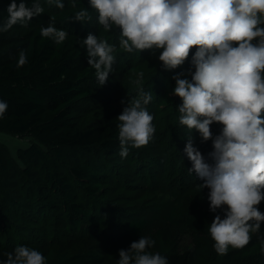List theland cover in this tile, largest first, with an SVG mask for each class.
<instances>
[{
    "label": "trees",
    "instance_id": "obj_1",
    "mask_svg": "<svg viewBox=\"0 0 264 264\" xmlns=\"http://www.w3.org/2000/svg\"><path fill=\"white\" fill-rule=\"evenodd\" d=\"M41 2L43 4V0ZM63 2V10L54 4H43L45 12L33 17L27 26L17 24L8 32L0 33V99L8 104L6 113L0 118V130L13 135L29 134L37 142L18 149V157L26 163L21 167L0 141V261L6 260V254L14 252L16 247L28 246L40 251L46 264H117L118 260L104 257L102 251L79 243L85 238L80 230L82 219L99 229L96 221L100 220H88L92 217L88 214V205L92 198L102 197L106 189H112V183L116 182H109L111 174L113 179L120 178V170L112 169L114 164L110 156L121 151L116 117L102 116L85 125L74 119V109L90 97L99 83L95 70L87 63L86 48L81 47L80 40L91 32L116 45V61L107 82L118 100L137 95L138 85L134 81L140 71L144 72L139 87L152 92V101L145 107L154 116L156 141L170 147L180 143L171 151L169 171L185 168L187 157L183 149L190 135L208 163H212L208 156L213 150L212 142L201 143L198 132L190 133L179 124L177 108L182 101L173 94V76L191 67L190 57L184 65L166 70L158 59L159 50L123 52L118 44L119 29L113 27L105 32L89 0ZM9 3L10 0H0V20L7 19ZM27 3L30 7L32 0ZM84 8L89 10L91 20L82 24L72 19L76 11ZM50 16L56 17L57 29L68 33L62 44L40 35L41 27L48 26ZM21 49L26 51L28 63L17 68ZM211 130L214 135L218 134L220 125L214 123ZM137 151L130 148L126 158L120 156L117 168L130 175L128 181L142 180L147 184L151 179L150 184H154V171L138 160ZM194 181L200 192L199 184L203 181L199 178ZM115 187L124 205L122 208H126L123 211H127L124 212L126 231L120 240L127 249L132 242L145 236L156 242L149 251L160 252L168 258L169 264H264L261 253L264 222L260 230L252 234L246 247H230L228 253L221 256L215 252L207 230L216 215L210 211L207 195H195L191 206L183 209L177 204L185 196L170 192L172 200L166 202L170 196H166L162 187L139 196L132 194L135 191L127 183L121 186L116 183ZM146 198L154 199V203L162 207L163 211L154 216L166 224L149 227L152 222L147 217L148 212L136 210L137 203ZM220 214L223 217V213ZM54 223L66 230L65 243L73 241L71 245L62 246L61 235L52 234ZM29 228L38 229V234L26 231ZM185 231L193 238L187 245L180 242L181 232Z\"/></svg>",
    "mask_w": 264,
    "mask_h": 264
},
{
    "label": "clouds",
    "instance_id": "obj_2",
    "mask_svg": "<svg viewBox=\"0 0 264 264\" xmlns=\"http://www.w3.org/2000/svg\"><path fill=\"white\" fill-rule=\"evenodd\" d=\"M98 14V23L105 32L119 29V49L126 53L159 50L158 59L166 70L185 64L191 67L173 76V94L182 103L178 106L179 124L190 133H199L201 143L211 140L205 160L187 138L183 153L191 162L189 173L203 181L214 219L207 227L217 254L223 256L229 248L243 249L260 230L264 212V0H89ZM63 10V0H43ZM41 0H10L7 19L0 20V33L13 26H27L33 17L45 12ZM75 7V4H73ZM41 27L43 38L62 44L68 33L57 29L56 17L50 16ZM75 21L91 20L88 9L76 11ZM86 48L87 63L103 86L116 61L117 47L106 39L88 33L80 40ZM194 49V53H193ZM28 63L24 49L18 52L17 68ZM137 95L122 100L118 139L121 158L129 149L147 147L156 127L154 116L146 109L152 92L139 87L144 72L137 74ZM184 77V78H182ZM187 77H190L187 78ZM8 109L0 99V118ZM220 125L214 135L211 126ZM220 213H223V217ZM155 240L141 236L129 249H121L117 264H169L160 252H151ZM264 254V243L261 246ZM0 264H46L45 256L28 246H18L6 254Z\"/></svg>",
    "mask_w": 264,
    "mask_h": 264
},
{
    "label": "rangeland",
    "instance_id": "obj_3",
    "mask_svg": "<svg viewBox=\"0 0 264 264\" xmlns=\"http://www.w3.org/2000/svg\"><path fill=\"white\" fill-rule=\"evenodd\" d=\"M118 99L116 98V92L112 89L109 82H106L103 86L98 83L90 97L85 100L83 104H79L77 106L78 108L74 109V119L77 123L85 125L92 123L102 116L105 117L106 115L109 118L112 116L117 118L122 112L123 107L126 106V104H122ZM124 101H126V99ZM0 141L8 147L10 153L13 155L19 166H26L25 161L18 157V149L36 142L32 136L29 134L13 135L0 130ZM39 145L45 149L43 145ZM179 146L180 143L176 142L175 147ZM175 147H170V145L161 146L159 142L156 141L154 136L153 140L147 147H142L136 152L138 160L141 161V163L144 162L146 167H150L154 171L152 179L154 184H150L151 179L147 182V184L142 180L129 179L128 181L130 175L122 171V169L117 168L119 166L117 162L120 158V151H117L116 154L118 155L110 156V158L114 164L112 169L120 170V178L113 179L114 175L111 174L109 182L113 180L120 186L123 185V183H127L130 186V189L133 188L132 190L135 191L132 194L138 196L148 190L151 192L162 187V190H165L166 196H170V199L166 200V202L172 200L171 198L173 196L170 195V192H176L179 195L185 196V199H180L177 206L183 209L189 208L195 195L196 197H200L202 194L207 195L209 190L204 188L198 192L197 188H195V183L193 182H195L194 179L198 177H196L195 173H189L188 169L192 167V164L188 158L185 161V163H187L185 168H181L176 171H169L168 165L171 161V151L172 149L175 150ZM158 181L159 183H156ZM116 183H112V189H110V191H107L106 189L104 193H102V197L96 196L90 200L88 205V214L92 217L88 218V220H93L95 218L96 220H100L96 221V223L98 222L99 229L96 226L91 225L90 221L82 219V228L80 230L82 234H84L85 238L79 242L84 247L102 251L104 253V257L112 260L119 259L118 253L121 249L127 250L123 240L120 241L123 237V232L126 231L124 224L127 217L124 216V212L127 211H123L126 208H122L124 205L119 201L120 195L116 194ZM159 202L161 201L159 200ZM136 210L139 212H148L147 217L150 218V222H152L149 224V227L152 226L151 229L161 226L162 224H166L165 221L160 218L155 219V216L158 213H161L163 209L162 207H159L158 203H154V199L152 198H146L144 201L137 203ZM259 210L264 212V202H261L259 205ZM132 213L133 212L131 211V214ZM51 228V232L54 236H56V234L59 236L61 235V237H59V241L62 246L71 245V242L73 241L69 240L68 243H65L67 242L65 241L67 232L60 224L54 223ZM37 230L38 229L29 228L26 231L38 234ZM180 237V242L186 245L190 244L193 239L189 231L181 232Z\"/></svg>",
    "mask_w": 264,
    "mask_h": 264
}]
</instances>
